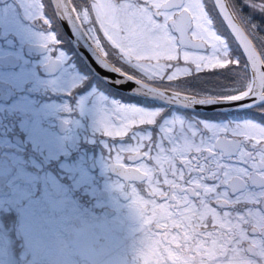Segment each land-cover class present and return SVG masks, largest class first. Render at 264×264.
Wrapping results in <instances>:
<instances>
[{
  "label": "snow or ice",
  "instance_id": "obj_1",
  "mask_svg": "<svg viewBox=\"0 0 264 264\" xmlns=\"http://www.w3.org/2000/svg\"><path fill=\"white\" fill-rule=\"evenodd\" d=\"M243 3L264 17V0ZM51 7L56 28L37 37L46 69L66 63L60 45L76 37L164 107L102 117L104 136L128 142L110 147L103 191L67 158L44 110L30 111L25 155H0V264H51L65 235L78 264H129L118 254L125 205L136 225L130 264H264V21L236 0ZM25 17L52 25L43 0H15L0 8V36L19 33ZM175 108L191 111L170 115Z\"/></svg>",
  "mask_w": 264,
  "mask_h": 264
},
{
  "label": "flooded vegetation",
  "instance_id": "obj_2",
  "mask_svg": "<svg viewBox=\"0 0 264 264\" xmlns=\"http://www.w3.org/2000/svg\"><path fill=\"white\" fill-rule=\"evenodd\" d=\"M35 2L39 3L40 0ZM43 2L44 14L52 20L51 26H45L40 21L28 20L25 17L19 33L0 36V155L8 158L25 155L27 140L24 139L26 129L23 119L30 111L43 109L46 114L45 119L68 159L76 161L78 158H86L87 152L97 156L101 146L98 141L106 136L102 134L97 136L98 132L91 135L89 132L78 131L73 125V121L77 120L75 110L82 111L83 107L90 103H95L98 111L105 105L111 106L112 109L128 105L156 109L164 105L119 91L106 94L99 79L89 75L85 65L75 56L71 43L62 42L60 45L67 54L66 63L49 72L45 68V54L37 37L41 32L55 30L57 22L51 0H43ZM236 2L244 14L250 16L256 23L264 21V17L254 13L243 3V0ZM14 3L15 0H0V8ZM73 77L78 78L75 84H72ZM87 95H90L89 99H85ZM190 111V109L175 108L169 114L184 116ZM73 131L80 133L74 144H71L65 136ZM95 140L97 143L93 144ZM127 143V141H111L110 145L125 146ZM102 153H104L103 149ZM19 162L24 163L23 160ZM130 216L131 213L129 217H124L125 224L120 233L121 247L126 245L127 252L120 249L119 251L132 255L136 225ZM80 227L79 221L72 220L66 231L74 237ZM55 242L58 247L66 248L63 255L75 258L67 235L56 237Z\"/></svg>",
  "mask_w": 264,
  "mask_h": 264
},
{
  "label": "rangeland",
  "instance_id": "obj_3",
  "mask_svg": "<svg viewBox=\"0 0 264 264\" xmlns=\"http://www.w3.org/2000/svg\"><path fill=\"white\" fill-rule=\"evenodd\" d=\"M78 81L77 77H73L72 79V84H75ZM93 91V89H91V92ZM90 95H87V97L85 99H89ZM102 110H97L95 103H90L87 104V106L83 107L82 111H78L75 110L74 112L76 113V117L77 120L73 121V125L78 129V131H84V132H89L91 135L96 134L98 132V135L102 134V124H101V119L102 117L107 114L108 112H110L112 110L111 106H103V108H100ZM80 132H71L68 135H66L65 137L68 139L69 143L74 144L76 137L78 136ZM103 135V134H102ZM94 140V138H93ZM98 142H100V149L98 152L97 156H94L93 154H89L87 152V156L86 158H78L76 159V161L73 162H77L76 164H78L80 167H82L94 180L95 185L100 189L103 190L105 189V187L109 184H111L113 182V179H111L109 177L108 174V159H109V149L110 147H120V146H124L122 144L119 145H110V140L108 139H100ZM97 143V140L93 141V144ZM126 146V145H125ZM71 148V146H70ZM72 148H74V146H72ZM102 149L105 150L104 152H106L105 154L102 153ZM111 195L113 197H117L119 198L118 193L116 192H112ZM123 217L127 218L130 215V210L125 206L122 207L121 209V213H120ZM127 239V238H125ZM37 245L41 250H44L47 247V243L45 241H37ZM126 246V245H125ZM120 247L119 249L122 250L123 252H127L126 248ZM53 248H54V253L51 257V262L55 259H59L61 261V264H78V262L76 261L75 258H70L67 257L65 255H63V253L59 252V248L56 245V242H54L53 244ZM120 252V251H119ZM118 254H122L124 260L128 261L129 264L131 262L132 259V255L130 254H125L120 252ZM108 259L111 261L112 257L109 256Z\"/></svg>",
  "mask_w": 264,
  "mask_h": 264
},
{
  "label": "water",
  "instance_id": "obj_4",
  "mask_svg": "<svg viewBox=\"0 0 264 264\" xmlns=\"http://www.w3.org/2000/svg\"><path fill=\"white\" fill-rule=\"evenodd\" d=\"M69 31H72V29H69ZM72 44L75 50L77 51V53L79 54V56L84 60L86 65L89 67V69L111 88L129 94L131 96L150 99L152 101L161 104L159 100L154 99L152 96L147 94L140 84L134 82L131 79H126V77L120 75L115 69L111 67L109 68L101 67V64L92 58L93 53L82 41L78 42L77 38L73 37ZM47 70L51 72V69H47ZM212 106L215 107V105ZM199 108L200 106L198 105L197 110H199ZM61 125H65V124L61 123ZM63 128L65 129L67 127H63Z\"/></svg>",
  "mask_w": 264,
  "mask_h": 264
},
{
  "label": "clouds",
  "instance_id": "obj_5",
  "mask_svg": "<svg viewBox=\"0 0 264 264\" xmlns=\"http://www.w3.org/2000/svg\"><path fill=\"white\" fill-rule=\"evenodd\" d=\"M59 251L63 253L66 251V248L64 246H60ZM51 264H61V261L59 259H55L51 262Z\"/></svg>",
  "mask_w": 264,
  "mask_h": 264
},
{
  "label": "trees",
  "instance_id": "obj_6",
  "mask_svg": "<svg viewBox=\"0 0 264 264\" xmlns=\"http://www.w3.org/2000/svg\"><path fill=\"white\" fill-rule=\"evenodd\" d=\"M249 75H250V72H249Z\"/></svg>",
  "mask_w": 264,
  "mask_h": 264
}]
</instances>
